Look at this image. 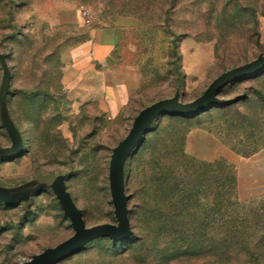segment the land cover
Segmentation results:
<instances>
[{"label": "rangeland", "instance_id": "rangeland-1", "mask_svg": "<svg viewBox=\"0 0 264 264\" xmlns=\"http://www.w3.org/2000/svg\"><path fill=\"white\" fill-rule=\"evenodd\" d=\"M213 1L0 0V186L61 176L87 229L118 226L110 166L138 115L191 106L264 58V16L258 31L248 13L224 29ZM145 131L122 173L130 235L92 239L58 264H220L234 223L264 240V67L200 114L162 115ZM24 204L0 200V264H26L75 234L51 187L29 213Z\"/></svg>", "mask_w": 264, "mask_h": 264}, {"label": "water", "instance_id": "water-1", "mask_svg": "<svg viewBox=\"0 0 264 264\" xmlns=\"http://www.w3.org/2000/svg\"><path fill=\"white\" fill-rule=\"evenodd\" d=\"M262 67H264V58L225 74L214 81L205 91L203 96L191 106L185 107L175 103L158 102L144 109L138 115L128 137L114 154L110 166V193L119 223L118 226L106 224L87 229V224L83 222L80 211L76 208L67 193L64 179L61 176L41 175L32 182L16 189H7L0 186V200L11 204L25 202L24 208L26 213L30 212L33 195L38 193L43 187H51L58 198L65 215L71 220L74 228L75 234L73 237L57 247L33 257V259L26 264H58L62 260L79 251L86 242L98 237H108L113 240L126 239L130 235L131 230L128 209L126 206L127 198L123 190V167L127 158L137 145L140 137L146 133L145 130L147 125L155 118L166 114L185 116L200 114L210 102L212 96L216 95L224 85L248 71L260 69ZM6 115V109L4 107L2 112L3 124L14 139V150L12 154L13 156H16L20 151L19 137ZM0 151L4 153L7 152L2 149H0Z\"/></svg>", "mask_w": 264, "mask_h": 264}, {"label": "trees", "instance_id": "trees-1", "mask_svg": "<svg viewBox=\"0 0 264 264\" xmlns=\"http://www.w3.org/2000/svg\"><path fill=\"white\" fill-rule=\"evenodd\" d=\"M213 2L215 3L213 5V10L217 14L216 16L224 23V29L234 28L230 20H232L236 14L248 13L252 22V29L258 31L260 24L259 19L261 16H264V0H247L244 4L241 0H214ZM218 6H220L221 9L217 11ZM260 70L261 68L248 71L238 78L250 76ZM238 228L239 227L235 223L226 227L224 231L225 241L221 247L222 254L218 256L219 258L216 260L220 264H264L263 238L245 240L240 237ZM261 231L264 232V229H261Z\"/></svg>", "mask_w": 264, "mask_h": 264}, {"label": "built area", "instance_id": "built-area-1", "mask_svg": "<svg viewBox=\"0 0 264 264\" xmlns=\"http://www.w3.org/2000/svg\"><path fill=\"white\" fill-rule=\"evenodd\" d=\"M80 15H81L85 24L91 23L90 13L86 9L81 8L80 9Z\"/></svg>", "mask_w": 264, "mask_h": 264}]
</instances>
